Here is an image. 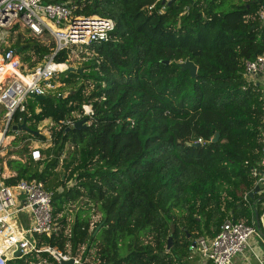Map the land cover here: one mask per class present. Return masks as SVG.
I'll list each match as a JSON object with an SVG mask.
<instances>
[{"label":"trees","instance_id":"trees-1","mask_svg":"<svg viewBox=\"0 0 264 264\" xmlns=\"http://www.w3.org/2000/svg\"><path fill=\"white\" fill-rule=\"evenodd\" d=\"M52 1L77 15L111 18L115 27L82 72L67 69L44 99L30 98L13 114L12 123L26 120L37 139L46 138L41 122L52 123L39 160L26 146L6 160L14 172L6 184L34 179L53 191L57 229L39 242L64 252L69 243L73 253L84 246L90 264H189L195 239L214 237L226 219L251 224L257 215L260 225L264 185L255 191L254 172L261 169L264 93L245 67L264 53L262 2L160 0L163 11L153 12L155 0ZM11 39L29 67L56 46L27 30ZM186 59L198 66L196 76L181 69ZM83 103L92 114H83ZM81 119L85 125L75 127ZM72 203L81 206L71 220ZM93 208L101 216L92 224ZM45 256L53 260L40 252L7 264Z\"/></svg>","mask_w":264,"mask_h":264},{"label":"built area","instance_id":"built-area-1","mask_svg":"<svg viewBox=\"0 0 264 264\" xmlns=\"http://www.w3.org/2000/svg\"><path fill=\"white\" fill-rule=\"evenodd\" d=\"M155 0L149 6L153 12H162ZM66 22L63 29L57 27ZM115 22L111 18L99 15H77L73 8L64 2L52 0H0V106L5 109L0 125V153L5 141L10 143L19 132L13 129L12 117L15 112H24L30 98L35 95L47 96L56 87L54 80L70 67L80 68L86 61L96 57L95 45L111 38ZM27 30L33 37L55 41L53 52L47 53L34 67L23 63L20 48L11 45L12 34ZM65 51V59L56 61L54 56ZM260 74L264 77V53L253 61H247L245 75ZM83 114L93 113L89 103L82 104ZM72 126L73 121L63 122ZM5 143V144H8ZM6 146V145H5ZM34 160L41 158L40 149L31 150ZM261 169L254 172L256 185H264V144L261 148ZM4 166L0 162V264H7L11 259L44 252L48 256L38 261L28 260L29 264H62L72 259V264H90V258L83 256L85 250L73 253L67 244L64 252L57 246L39 242V236H51L57 229L53 217V191L46 189L42 181L21 180L17 184H6ZM244 199L254 210L256 203L249 201L246 193ZM92 221V220H91ZM94 221H92L93 224ZM91 224V227H92ZM264 235L255 222L226 219L220 231L214 236H198L192 249L212 264H228L236 255L245 252L250 246V239ZM94 249L90 251L93 252ZM19 252V255L16 253Z\"/></svg>","mask_w":264,"mask_h":264},{"label":"rangeland","instance_id":"rangeland-1","mask_svg":"<svg viewBox=\"0 0 264 264\" xmlns=\"http://www.w3.org/2000/svg\"><path fill=\"white\" fill-rule=\"evenodd\" d=\"M234 2H238L239 0H231ZM58 86V83H57ZM2 115L0 116V125L2 124ZM51 121L50 120H44L41 122V124L38 126V130L45 135V139H37L32 135H29V132L26 131H19L17 132H12L15 136H17L18 138L16 140H14V138H12V141L10 143H8L7 141L4 142L3 144V148L1 149V153H0V157L3 158V162L2 165L4 164L6 167L4 168V173L6 175H8L9 173H12V171L7 167L6 165V160L10 157L12 158H20L19 155L15 154L16 151L18 149H22L23 146H26L28 148V152H31L32 149L35 148H41V147H45L49 145V141H50V134H49V127L51 126ZM26 136L24 139H21V137ZM14 140V141H13ZM8 143V144H5ZM6 145V146H5ZM26 154H22L21 157L24 160L26 157ZM3 165V166H4ZM72 182H69V184H71ZM80 203H72L70 205H68V218H70L71 220L73 219V215L75 210L80 208ZM101 216V212L99 210H97V208H93L92 211L90 212V219L94 222L98 221L100 219ZM126 253L125 249H121V255H124Z\"/></svg>","mask_w":264,"mask_h":264},{"label":"crops","instance_id":"crops-1","mask_svg":"<svg viewBox=\"0 0 264 264\" xmlns=\"http://www.w3.org/2000/svg\"><path fill=\"white\" fill-rule=\"evenodd\" d=\"M261 14L264 22V11H261ZM250 78L260 85L261 90L264 93V77L260 74H255ZM5 167L6 166L4 165V168ZM13 174L14 172L12 171V173L5 175L9 177ZM254 222L256 227L264 235V213L261 216L260 225L259 222L257 223L256 218ZM189 259V264H212L211 261L203 259L196 249L191 250V256ZM228 264H264V240L259 239L258 237H252L250 239V246L245 250V252L236 255Z\"/></svg>","mask_w":264,"mask_h":264},{"label":"water","instance_id":"water-1","mask_svg":"<svg viewBox=\"0 0 264 264\" xmlns=\"http://www.w3.org/2000/svg\"><path fill=\"white\" fill-rule=\"evenodd\" d=\"M172 1H174V0H168L167 4L168 5L171 4ZM190 1H192V0H190ZM259 1L262 2L263 8H264V0H259ZM162 2L165 3L166 0H162ZM163 62L168 64L169 60H165ZM179 65H180L182 70H188L191 76H193V77L196 76L198 66L194 62H192L191 60L186 59L184 61H181ZM70 70H75V69H74V67H70ZM76 70L79 71V72H82L81 68H78ZM45 97L46 96H43V95H35L34 96V98L36 100H41V99H44ZM84 122H85V119H81V120L77 121L75 123V127H79L81 125H85ZM13 129L14 130H18V131L22 130V131L30 132V128L26 125V120H24L21 124L13 125ZM35 134H38V131H35ZM217 139H218V134H216V136L212 140L215 141ZM261 186H263V185L257 184L256 187H255V191H258ZM249 195L253 196V192H250ZM256 220H257V223H258L259 221H258L257 215H256ZM172 234H173V230L169 233V235L167 237V241H168L167 249H169L172 246ZM16 255H19V252H17ZM61 263L62 264H72V259L67 260V261H62Z\"/></svg>","mask_w":264,"mask_h":264},{"label":"bare ground","instance_id":"bare-ground-1","mask_svg":"<svg viewBox=\"0 0 264 264\" xmlns=\"http://www.w3.org/2000/svg\"><path fill=\"white\" fill-rule=\"evenodd\" d=\"M65 24H66V22L64 21V22H63V24H62V25H60V26H58L57 28H58V29H63V28H64V26H65Z\"/></svg>","mask_w":264,"mask_h":264}]
</instances>
